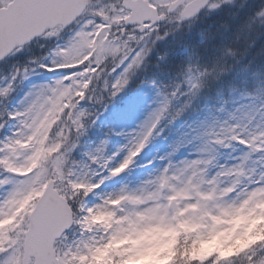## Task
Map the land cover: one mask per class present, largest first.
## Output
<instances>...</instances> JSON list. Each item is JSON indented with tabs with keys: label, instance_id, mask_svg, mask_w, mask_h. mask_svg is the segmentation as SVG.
Wrapping results in <instances>:
<instances>
[{
	"label": "snow or ice",
	"instance_id": "1",
	"mask_svg": "<svg viewBox=\"0 0 264 264\" xmlns=\"http://www.w3.org/2000/svg\"><path fill=\"white\" fill-rule=\"evenodd\" d=\"M222 4L223 0H0V60L33 42L43 48L42 40H62L68 33L44 55L30 56L27 63L14 66L0 86V104H4L16 80L38 69L62 70L57 78L33 85L17 107L0 110L4 118L0 128L7 121L15 122L7 135L0 136V264H127L126 253L141 257L143 250L120 246L138 233L143 217L196 229L209 220L213 226L219 223L214 208L242 218L259 211L264 204V158L251 167L246 161L249 153L264 154V119L255 126L251 123L255 112L264 117V100L251 114L233 117L232 122L193 129L190 139L201 141L196 158L174 162L173 154L183 143L177 140L160 157L164 163L155 174L134 188L125 184L100 193L98 202L89 203L90 193L133 164L146 143L159 135L163 120L171 124L181 116L202 77L219 78L228 70L221 59L195 74L191 64L183 69L186 89L176 84L161 91L157 86L155 106L127 133V142L116 152L105 154L106 141L100 140L83 159L72 156L99 110L108 109L131 77L145 67L155 42L202 8ZM256 18L264 20V10ZM251 29L249 22L241 30ZM202 38L210 36L202 34ZM226 53L236 55L230 47ZM188 55L197 53L193 49ZM252 75V92L245 94L264 97V68ZM181 96L183 103L174 104ZM84 101L99 110L81 107ZM233 142L247 145L249 151L238 163L217 165L213 174L216 148ZM225 175L233 182L219 192ZM226 195L232 197L227 206L221 203ZM211 236V230L197 231L191 239L193 245H204ZM169 264L197 261L188 257L187 245H178ZM199 264H264V239L227 253L206 248Z\"/></svg>",
	"mask_w": 264,
	"mask_h": 264
},
{
	"label": "rangeland",
	"instance_id": "2",
	"mask_svg": "<svg viewBox=\"0 0 264 264\" xmlns=\"http://www.w3.org/2000/svg\"><path fill=\"white\" fill-rule=\"evenodd\" d=\"M48 42L50 41L42 40L41 43L44 44L43 48L40 44L34 43L31 47L26 49L31 50V56H42L48 50H46ZM29 57L30 56L27 57L26 62ZM0 69L2 72H0V86H3L12 68L4 71L2 65V68ZM61 72L62 70L49 71L47 69H38L26 79L16 80L13 85V90L9 93L7 100L4 104H0V110H2L5 106L8 109L17 107L18 101L21 100L25 92H27L33 85L47 83L61 75ZM49 74L51 77L48 79L46 76ZM126 87L127 85L123 90H126ZM156 89V87L150 86L148 91L144 94L137 95L132 93L133 95L124 96L120 99V101L119 99H116V102L114 97L108 109L104 110H99L98 105L88 101L81 103V107L88 110H99V115L96 117L93 124L103 125L106 129L103 131L96 130L92 127L90 128L89 126L84 135H82L85 139L81 141V146L76 149L74 159H83L84 153L98 145L100 140L106 141L104 146L105 154L111 155L116 152L121 145L127 142V133L134 129L137 123L145 117L147 112L155 106V101L158 99ZM120 102H122V104H118ZM260 103L261 101L258 98L253 99L252 96L245 95L239 100L230 103V106L228 107L230 110L223 107L221 110L219 109L216 114L208 110L204 115L191 120L189 123H182V128L177 131L175 136L171 137L170 142H166L164 140L161 130L159 135H156L148 143H146L145 147L141 150L137 157L134 158V163L125 169L119 177L114 176L105 180L103 184L100 185L98 190H95L94 193L90 194L89 203L98 202L100 193L114 191L121 185L125 184L130 188H134L139 185L141 181L147 179L149 174H155V172L162 167V164L164 163L161 161L160 157L169 152L171 150V145L177 140H182L183 143L177 152L173 154L172 159L174 162L196 158L198 155L197 149L201 141L199 139H190L191 136L195 135L193 129L202 130L204 127H211L224 120L232 122L233 117L243 116L245 113L251 114L254 108L259 106ZM3 119V117H0V120ZM262 119H264V117H261L259 112H255L251 123L255 126V124L261 122ZM14 123V121H7L5 126L0 128V136L7 135L12 130ZM116 133L121 134L118 135ZM221 149L223 152L219 153L216 148L215 164L211 168L213 174L216 171L217 165L230 166L234 163H238L244 153L249 151L247 145H242L239 142H233L227 147H221ZM252 154L253 153H249V159L246 161L250 167L264 158V154L260 152L254 153L255 155L253 156ZM258 208L259 211H253L251 214H247L246 218H242L238 223H232L231 217L229 216L228 219L221 218L219 223H215L214 226L213 224L201 225L196 229H192L191 232L194 235L197 231L207 232L211 230L212 234L219 232L221 235L218 237L217 244L214 246L219 247L226 245L234 238L244 233L252 219L260 216L264 217V208H261L260 206H258ZM226 237H231V239L222 244L221 242L224 241ZM131 239H135V235H133ZM131 239L125 241L124 245H121L120 247L127 246L134 249L145 250L153 247L157 243L155 240L145 239L133 245L131 243ZM128 256H133V260H138L140 264L143 262V259L140 256H136L135 252L126 253L125 258Z\"/></svg>",
	"mask_w": 264,
	"mask_h": 264
},
{
	"label": "trees",
	"instance_id": "3",
	"mask_svg": "<svg viewBox=\"0 0 264 264\" xmlns=\"http://www.w3.org/2000/svg\"><path fill=\"white\" fill-rule=\"evenodd\" d=\"M259 3L260 0L224 2L212 15L202 14L183 24L174 35L158 43L156 54H151L145 67L138 70L131 88H139L148 81L164 90L176 84L182 88L184 76L181 71L189 64L194 66L195 72L203 71L221 59L228 70L219 78L211 74L202 77L201 86L195 90V97L182 114L187 117L188 113H199L207 107L216 109L220 102L231 96L252 92V73L264 68V20L252 19ZM249 22H252L251 31H242ZM202 34L210 38L203 39ZM250 41L255 42L249 46ZM229 47L238 53L235 56L227 54ZM193 49L197 55L189 57L188 53ZM245 65L247 70H244Z\"/></svg>",
	"mask_w": 264,
	"mask_h": 264
},
{
	"label": "clouds",
	"instance_id": "4",
	"mask_svg": "<svg viewBox=\"0 0 264 264\" xmlns=\"http://www.w3.org/2000/svg\"><path fill=\"white\" fill-rule=\"evenodd\" d=\"M264 10V0H260L258 7L254 10V14L252 19L254 18L255 14L258 11ZM264 46V45H262ZM238 52H236L237 54ZM233 177L225 175L220 178V187L218 189L219 192L223 191V188L230 185L233 182ZM232 197L224 196L223 200L221 201L222 204L227 206L230 204ZM261 208H264V204L260 205ZM213 211L219 215V221L221 218L228 219L229 216L231 217L232 223H238L242 217L240 214H233L228 215L224 212H220L219 209H213ZM259 218L257 220L252 221V223H258ZM209 224H213L214 222L209 220ZM191 225L186 224L183 227L176 225L173 223L171 226L159 223L156 219L152 217H143L140 222V229L138 233L135 235V239H131L132 244H137L141 240L149 239L155 240L157 243L148 249L143 250L141 253L142 259H152L154 264H169L171 257L173 256V250L179 245L183 247L187 245V255L194 261H197L199 264V259L202 255V251L206 248L212 247L217 244V239L221 235V233L217 232L212 234L209 237V240L206 244H195L193 245V241L189 238L193 233L191 232ZM187 236V238H186ZM179 237V239H177ZM128 238L125 241L130 240ZM231 239V237H226L224 241L221 243H226L227 240ZM264 239V226L256 231L255 233L249 235L248 230H245L240 236H238L235 240H232L230 244H226V246L218 247L217 249L222 253H227L229 251L237 250L239 247L254 241ZM124 241V243H125ZM175 245V248L173 247ZM127 264H140L138 260H128Z\"/></svg>",
	"mask_w": 264,
	"mask_h": 264
}]
</instances>
